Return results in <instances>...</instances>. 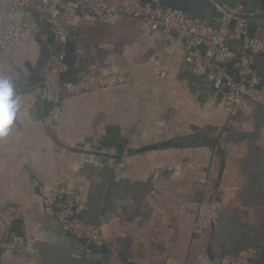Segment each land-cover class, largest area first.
Instances as JSON below:
<instances>
[{
  "label": "crops",
  "instance_id": "1",
  "mask_svg": "<svg viewBox=\"0 0 264 264\" xmlns=\"http://www.w3.org/2000/svg\"><path fill=\"white\" fill-rule=\"evenodd\" d=\"M36 13L30 8L28 19ZM71 38L85 67L127 81L63 95L58 120L18 109L0 136V264H220L249 246L259 252L254 264H264V112L227 115L213 86L187 71L174 33L78 20ZM41 48L34 39L0 50V76L26 85V63ZM228 51L224 67L236 74L242 46ZM36 183L76 191V212L99 224L100 241L86 245L63 230ZM209 187L219 210L213 228L204 214Z\"/></svg>",
  "mask_w": 264,
  "mask_h": 264
},
{
  "label": "built area",
  "instance_id": "2",
  "mask_svg": "<svg viewBox=\"0 0 264 264\" xmlns=\"http://www.w3.org/2000/svg\"><path fill=\"white\" fill-rule=\"evenodd\" d=\"M35 8L40 18L49 22L56 34V47L52 63L45 71L42 83L27 90L20 88L15 76H8L15 83L20 96V113H29L47 101L50 117L58 120L61 115L63 95L79 97L85 94L113 89L124 84L127 79L118 73H95L83 76L77 81L62 78L68 69L66 63L67 42L71 39L72 28L78 20L97 21L107 24L124 20L135 22L148 33H174L182 42L187 71L196 76H205L212 83L223 111L238 117L251 107L264 112V82L256 70L251 68L254 58L244 55L238 62V72L231 73L224 67L231 43H239L242 50L264 54V37L248 36V19L245 8L218 10L220 19L193 17L191 14L172 10L162 5L161 0H0V50L9 54L17 45L29 47L40 31L36 20H29V10ZM264 14V11L259 12ZM232 23H235L232 27ZM161 77L164 73H160ZM19 116V113L15 114ZM201 183L207 187L208 180ZM45 207L54 211L63 230L82 240L86 245L96 244L101 239L99 224L85 221L76 212L77 192L66 185H59L45 191L38 183ZM209 198L204 203L205 222L213 228L219 221L216 191L207 188ZM258 249L249 246L242 254H226L220 264H254L258 259Z\"/></svg>",
  "mask_w": 264,
  "mask_h": 264
},
{
  "label": "water",
  "instance_id": "3",
  "mask_svg": "<svg viewBox=\"0 0 264 264\" xmlns=\"http://www.w3.org/2000/svg\"><path fill=\"white\" fill-rule=\"evenodd\" d=\"M148 1V0H144ZM162 5L172 10H181L191 14L193 17H204L210 20L220 19L223 13L218 10L226 8H235L238 5H243L245 8V17L248 19V36L250 38H258V29L264 31V14L259 13L264 11V0H161ZM37 23L40 25V31L35 36V40L42 47L40 56L35 63L30 60L26 63L27 70L30 72L28 77V83L23 85L21 81H18L20 88L27 90L35 85L42 83L45 79L44 73L48 69L50 60L52 59L55 47H56V34L52 28V25L41 19L40 14H35ZM45 24V25H44ZM235 23H232L234 27ZM45 37V38H44ZM82 46L71 38L66 45L67 57L66 63L68 69L63 72L62 78L64 80L77 81L83 76L90 77L95 73L111 74L112 71L95 70V68H87L82 63ZM244 55H249L254 58L251 65L253 70H256L264 82V54L253 53L251 50H245L238 54L236 62H240ZM230 69L234 70L233 67L229 66ZM238 72V68L235 69ZM234 73V72H233ZM24 77V76H22ZM195 82H199L202 85L211 86L212 83L205 76H196L193 79ZM39 109L43 110L44 113L50 116L49 103L47 101L39 104ZM115 135H118V130L109 129ZM199 136H193L185 138L183 141L192 139H198ZM111 140L116 141L117 139L112 138ZM124 145V141L119 140L118 144L114 146L121 152Z\"/></svg>",
  "mask_w": 264,
  "mask_h": 264
},
{
  "label": "clouds",
  "instance_id": "4",
  "mask_svg": "<svg viewBox=\"0 0 264 264\" xmlns=\"http://www.w3.org/2000/svg\"><path fill=\"white\" fill-rule=\"evenodd\" d=\"M19 107L20 96L16 93L14 81L8 76H0V136L8 133Z\"/></svg>",
  "mask_w": 264,
  "mask_h": 264
}]
</instances>
